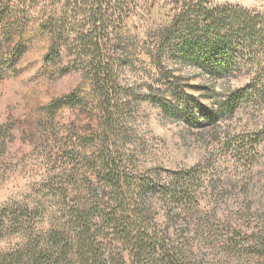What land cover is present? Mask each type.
Instances as JSON below:
<instances>
[{
  "label": "rangeland",
  "instance_id": "374dc122",
  "mask_svg": "<svg viewBox=\"0 0 264 264\" xmlns=\"http://www.w3.org/2000/svg\"><path fill=\"white\" fill-rule=\"evenodd\" d=\"M210 1L264 13V0ZM65 2L0 0V9L10 6L12 12L0 26V53L13 62L0 78V124L10 126L4 143L0 138V210L18 215L23 224L4 229L0 264H36L37 257L41 264H76L58 258L49 236L66 227L64 208L93 203L95 188L103 191L101 177L69 155L70 137L76 143L77 137L92 135L101 114L82 70L61 72L74 57L71 41L46 29ZM125 5L128 11L111 25L109 36L126 103L118 134L111 138L117 159L135 192L145 185L154 228L188 261L250 264L248 242L264 232V136L251 148L242 140L264 130V101L246 97L231 112L220 106L230 91L250 83L261 65L236 53L228 69L215 75L173 58L161 31L177 14L174 0H125ZM55 43L56 62H44ZM168 74L192 97H169L163 78ZM148 85L171 101L145 99ZM68 93L82 97V104L51 115L48 103ZM212 111L217 119L207 118Z\"/></svg>",
  "mask_w": 264,
  "mask_h": 264
},
{
  "label": "trees",
  "instance_id": "16d2710c",
  "mask_svg": "<svg viewBox=\"0 0 264 264\" xmlns=\"http://www.w3.org/2000/svg\"><path fill=\"white\" fill-rule=\"evenodd\" d=\"M174 3L177 14L161 31V42L168 44L169 54L189 64L205 66L215 75L228 69L236 53L249 60L256 59L261 65L260 73H256L250 83L230 91L220 107L231 112L229 108L246 97L264 101V13L227 3L217 5L210 0H174ZM125 6V0H66L62 12L55 11L46 23V29L57 39L68 38L74 50L71 63L61 72L68 68L81 69L84 81L96 97L101 114L100 127L90 136L77 137L76 143L70 137L68 142L73 144L69 155L96 172L103 187V191L95 188L93 203H75L64 208L67 210L66 227L62 232L52 231L50 248L57 249L58 258L76 264H201L188 261L179 247L154 228L145 204V185L142 183L144 186L134 191L121 160L117 159L118 151L111 146V138L120 129L126 103L122 102L125 101L122 88L116 80V60L112 58L109 36L111 25L120 22L128 11ZM9 7L0 9V26L12 16ZM56 49L55 43L46 53L44 62H56ZM220 53L225 57L222 60L216 57ZM12 65L9 55L0 53V78ZM163 78L168 82L167 95L173 100L184 101L183 96L192 97L174 86L171 79L177 76L168 74ZM159 91L161 89L148 85L144 98L162 105L163 101H171L164 94L159 96ZM82 101V97L68 93L53 99L46 109L53 115L62 107L79 106ZM185 108L189 106L185 105ZM210 113L206 114L207 118L217 119L216 112ZM9 127L0 124L3 143ZM262 136L264 130L255 138L246 140L244 137L242 142H247L251 148ZM182 194L187 196V190ZM15 224L23 225L18 215L0 210V237L5 228ZM229 239L235 247V239ZM248 246L247 252L253 259L250 264H264V232L254 235ZM41 259L37 257L36 264H41Z\"/></svg>",
  "mask_w": 264,
  "mask_h": 264
}]
</instances>
